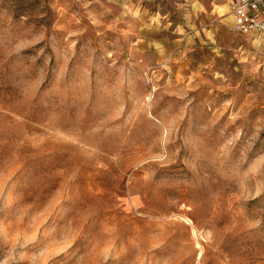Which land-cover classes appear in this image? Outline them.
Listing matches in <instances>:
<instances>
[{
	"label": "rangeland",
	"instance_id": "374dc122",
	"mask_svg": "<svg viewBox=\"0 0 264 264\" xmlns=\"http://www.w3.org/2000/svg\"><path fill=\"white\" fill-rule=\"evenodd\" d=\"M229 0H0V264H264V35Z\"/></svg>",
	"mask_w": 264,
	"mask_h": 264
},
{
	"label": "built area",
	"instance_id": "2783aa9c",
	"mask_svg": "<svg viewBox=\"0 0 264 264\" xmlns=\"http://www.w3.org/2000/svg\"><path fill=\"white\" fill-rule=\"evenodd\" d=\"M228 9L236 33L264 35V0H229Z\"/></svg>",
	"mask_w": 264,
	"mask_h": 264
},
{
	"label": "crops",
	"instance_id": "0c3cea01",
	"mask_svg": "<svg viewBox=\"0 0 264 264\" xmlns=\"http://www.w3.org/2000/svg\"><path fill=\"white\" fill-rule=\"evenodd\" d=\"M228 20H230V22H231L232 21V18L231 19L228 18Z\"/></svg>",
	"mask_w": 264,
	"mask_h": 264
}]
</instances>
